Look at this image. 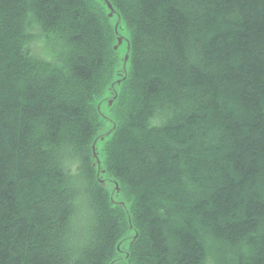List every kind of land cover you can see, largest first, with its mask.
<instances>
[{"label":"trees","instance_id":"trees-1","mask_svg":"<svg viewBox=\"0 0 264 264\" xmlns=\"http://www.w3.org/2000/svg\"><path fill=\"white\" fill-rule=\"evenodd\" d=\"M108 1L0 0V264H264V0Z\"/></svg>","mask_w":264,"mask_h":264},{"label":"rangeland","instance_id":"rangeland-1","mask_svg":"<svg viewBox=\"0 0 264 264\" xmlns=\"http://www.w3.org/2000/svg\"><path fill=\"white\" fill-rule=\"evenodd\" d=\"M33 34V37L30 41V44L32 46L31 51L33 53L34 56L36 57H44L47 58L49 57V53L51 52L50 49H52L53 47V41L51 39H49L48 37H46L44 35V33L38 29V28H33L30 30ZM64 162V161H63ZM66 165L68 166V169H73V171H75V169L72 167V163L73 161H69L68 159H66L65 161ZM78 180V185L81 182L80 177H77ZM83 181L81 182L80 186H83L84 184H82ZM81 193H82V189H80ZM86 197H79L78 198V202L77 205L80 206L83 210L81 211H77L76 214H74V218L72 220V226L73 229H71V231H73V242L80 244L82 243V238L86 235V231H87V216H88V212H87V204H86ZM90 216V215H89ZM86 237V236H85Z\"/></svg>","mask_w":264,"mask_h":264},{"label":"water","instance_id":"water-1","mask_svg":"<svg viewBox=\"0 0 264 264\" xmlns=\"http://www.w3.org/2000/svg\"><path fill=\"white\" fill-rule=\"evenodd\" d=\"M104 1L106 2L107 7H108V9H109V16H112V15L114 14V8H113L112 4H111L108 0H104ZM118 23H119V18H118V21H117L116 24H115V32L117 33V44L114 46L115 49H116V48L118 47V45H120V44L122 43V41H123V37H122V35L118 34V31H117ZM129 49H130V44H129V42L127 41V51H126L125 56H124V64H125L126 60H127L128 57H129ZM123 71H124V73H125V66H124V68H123ZM118 83H120V81H118ZM116 95H117V94L115 93V94L113 95L112 98L116 97ZM112 98H110V99L108 100V103H109V104L112 103V100H113ZM98 108H100V107L98 106ZM110 130H111V129H110ZM108 133H109V132H106L105 134L100 135V136H99V139L103 140V139H104V136L107 135ZM97 139H98V138H96L95 141L93 142V145H92V151H93V156H94L95 161H96L95 164L97 165V169H98V171H97V174H98V180H99L101 183H104V179H102V178L100 177V173H103L104 170L102 169V165H101V162H100V160H99V158H98V155H97V152H96V148H95V143H96ZM116 187H117V184H116ZM117 190H118V188H117ZM136 236H137V234L135 233L134 236H133V238H135Z\"/></svg>","mask_w":264,"mask_h":264}]
</instances>
